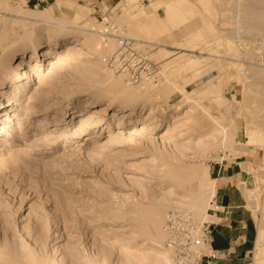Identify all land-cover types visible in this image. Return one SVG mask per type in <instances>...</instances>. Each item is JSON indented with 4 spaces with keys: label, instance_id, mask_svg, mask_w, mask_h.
<instances>
[{
    "label": "rangeland",
    "instance_id": "rangeland-1",
    "mask_svg": "<svg viewBox=\"0 0 264 264\" xmlns=\"http://www.w3.org/2000/svg\"><path fill=\"white\" fill-rule=\"evenodd\" d=\"M105 30L149 45L152 79L109 66ZM54 35L90 47L51 49ZM37 41L47 54L30 58ZM22 47L27 57L15 59ZM10 75L0 264H160L151 253L164 247L171 208L211 230L226 222L209 178L242 198L249 252L234 264H264V246L253 251L264 230V0H0V79ZM87 97L97 104L84 107ZM198 249L223 264L230 256Z\"/></svg>",
    "mask_w": 264,
    "mask_h": 264
},
{
    "label": "built area",
    "instance_id": "built-area-1",
    "mask_svg": "<svg viewBox=\"0 0 264 264\" xmlns=\"http://www.w3.org/2000/svg\"><path fill=\"white\" fill-rule=\"evenodd\" d=\"M104 36H113L115 42L114 50L107 59L110 67L124 73L134 83L153 78L155 65L148 58L149 45L108 30L104 31ZM163 232V245L169 251L165 264H202L204 261L218 264L214 255L198 249L201 244L210 248L211 229L205 222L197 224L189 212L171 208L165 214Z\"/></svg>",
    "mask_w": 264,
    "mask_h": 264
},
{
    "label": "crops",
    "instance_id": "crops-1",
    "mask_svg": "<svg viewBox=\"0 0 264 264\" xmlns=\"http://www.w3.org/2000/svg\"><path fill=\"white\" fill-rule=\"evenodd\" d=\"M53 1L54 0H25L26 3H32L33 6L44 5ZM102 1L108 3L111 0H101V2ZM231 170H234V166L231 167ZM209 179L215 182V190L213 189L212 198L216 193L219 206L228 209V215L225 219L226 222L215 223L212 226V233L210 235V249L213 252L222 253L223 255H230L227 258H224V263L234 264L237 261L243 260L245 255L249 252L248 242L246 240L247 232L244 231L247 222L242 224L240 227L237 224L241 214L239 207L242 202V198H239L236 191L234 190L235 188H233L232 185L222 186L225 181L221 180V178ZM235 183L239 186V184L236 182V179ZM250 220L253 223L252 218H250ZM256 245L264 246V230L262 232L256 230L253 251L255 250ZM216 259L215 261L218 264H223L221 263V261H223L221 260V257H216Z\"/></svg>",
    "mask_w": 264,
    "mask_h": 264
},
{
    "label": "bare ground",
    "instance_id": "bare-ground-1",
    "mask_svg": "<svg viewBox=\"0 0 264 264\" xmlns=\"http://www.w3.org/2000/svg\"><path fill=\"white\" fill-rule=\"evenodd\" d=\"M76 29H79V27L78 28H76ZM79 31V30H78ZM75 32V31H74ZM81 32V31H80ZM30 40V39H29ZM102 39L101 38H99L98 40H97V42L95 43V46H99V44H101L102 43V41H101ZM90 41H91V38H90ZM89 41V39H79V41H77V40H75V39H70V38H58L57 36H50V37H48V39H47V41H46V45H47V47H49V48H51V49H53V48H58L59 46H63L64 47V50H67V52H69L70 51V49L71 48H73L74 46H80V48H89L90 46V42ZM94 40H92V42H93ZM91 42V43H92ZM41 42H39V41H37L36 43H34L33 45H32V47H31V49H30V51H28V53H29V57L30 58H36V56H34V55H37V56H39V54L40 55H45V54H47V52L46 51H42L41 52ZM114 44H115V42H114ZM112 46V45H111ZM111 46H109V48L111 47ZM46 47V49H43V50H47L48 48ZM112 48V47H111ZM41 52V53H40ZM92 53V52H91ZM14 54H16V57H15V59L18 57V56H24L25 58L27 57V51H26V47H22V48H20V49H18V51L16 52H12L11 53V55L13 56ZM70 54V53H69ZM93 55H94V53H92ZM92 54H89V57H93V55ZM94 56H96V55H94ZM14 58V57H13ZM2 62H4V61H2ZM32 62H34L35 64H36V60L34 59ZM6 63V62H5ZM4 63V64H5ZM24 64H23V61H20L17 65H16V67L17 68H23L24 66H23ZM2 67V66H1ZM4 70V69H3ZM3 79H0V92H2L3 91V89H5V88H13L12 89V91L13 90H15L16 92L18 91L17 90V87H15L16 86V82L19 80V78H18V75H10L9 77H8V81H6V83H4L3 81H2ZM9 83V84H8ZM6 84V85H5ZM22 92V91H21ZM33 96H35V95H33ZM36 97V96H35ZM39 98V97H38ZM38 98L36 97L35 98V100L37 99L38 100ZM18 100V99H17ZM41 100H44V99H41ZM96 100V99H95ZM93 98H91V97H87V98H85L84 100H83V106L84 107H89V106H95L97 103V101H95ZM3 101V100H2ZM112 101V100H111ZM15 105V99H13V97H10L8 100H6L5 102H4V104L3 105H1L0 104V113H1V111H3V110H6V108L8 107V106H14ZM111 105V102H106V103H104V105L103 106H105V107H102V109H106V108H108L109 106ZM44 106L45 107H47L48 106V104H47V106L44 104ZM81 106V105H80ZM106 106H108V107H106ZM48 107H50V106H48ZM80 108V107H79ZM110 108V107H109ZM118 110H119V107L117 108ZM60 110H62V112L61 113H65V111H64V109H60ZM148 115H147V117L149 116V115H153V113H151L150 111L147 113ZM96 117V116H95ZM6 118V117H5ZM5 118H3V116L2 115H0V120H2V121H4V122H7V119H5ZM87 120H88V117L86 118ZM100 119V118H99ZM144 119H146L145 117H144ZM42 120V119H41ZM44 120V119H43ZM43 122V121H42ZM86 122V121H85ZM85 122H83V123H85ZM97 122V121H96ZM96 125V124H95ZM0 128H2V127H0ZM215 186V183H214V185H213V187ZM202 187V186H201ZM213 196V194H211V196L210 197H212ZM209 202L210 201H208V205H209V207L210 206H213L212 205V203H210L209 204ZM188 207H190L191 208V205L190 204H188V206H187V209H189ZM202 212H204L205 214H211L210 212H209V208L208 207H205L204 209H202L201 210ZM189 212V211H188ZM190 213V212H189ZM164 218H165V216H164ZM198 222V221H197ZM205 221H202V222H198L199 224H201V223H204ZM159 234V233H158ZM160 235V234H159ZM163 237H164V234H163ZM12 244H13V242H12ZM12 244H10V245H12ZM15 244V243H14ZM164 246V245H163ZM12 247V246H11ZM17 249H19V248H17ZM15 250V249H14ZM22 251V250H21ZM26 251V250H25ZM19 252H20V250H19ZM12 253V252H11ZM23 254V252H20L19 254H17V255H20V254ZM16 254H14V256L16 255ZM21 254V255H22ZM25 254H26V252H25ZM25 254H23V255H25ZM152 254V257H153V259H156L157 261H160V262H162V263H164V262H166L167 260H168V256H169V251L165 248V246L163 247V249H159V250H157L156 252H154V253H151ZM8 255H10V254H8ZM27 255V254H26ZM11 256V255H10ZM13 256V255H12ZM16 257V256H15ZM21 257H23V256H21ZM18 258H19V256H18ZM24 258V257H23ZM22 259V258H21ZM10 263V262H9ZM162 263H160V264H162Z\"/></svg>",
    "mask_w": 264,
    "mask_h": 264
}]
</instances>
